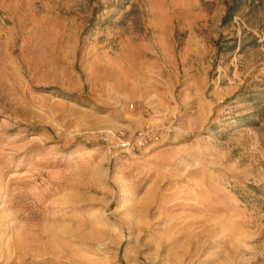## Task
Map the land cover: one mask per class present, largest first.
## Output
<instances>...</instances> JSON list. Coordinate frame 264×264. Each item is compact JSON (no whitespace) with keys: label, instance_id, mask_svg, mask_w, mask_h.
<instances>
[{"label":"rangeland","instance_id":"obj_1","mask_svg":"<svg viewBox=\"0 0 264 264\" xmlns=\"http://www.w3.org/2000/svg\"><path fill=\"white\" fill-rule=\"evenodd\" d=\"M228 2L0 0V264H264V0Z\"/></svg>","mask_w":264,"mask_h":264},{"label":"trees","instance_id":"obj_2","mask_svg":"<svg viewBox=\"0 0 264 264\" xmlns=\"http://www.w3.org/2000/svg\"><path fill=\"white\" fill-rule=\"evenodd\" d=\"M247 0H229V2L227 3L226 6V10H225V14L222 17V24L226 25L228 24L232 17L241 9V6L246 2ZM260 0H249L248 3L250 4H254L255 2H259ZM230 41L232 44H230L229 46H227L224 51L225 52H229L233 49H235L236 47V39L235 38H230ZM257 40H253L251 43H255ZM218 48L220 50H222L223 48L220 45V42H218ZM249 101H253L254 97L251 95L249 96Z\"/></svg>","mask_w":264,"mask_h":264},{"label":"built area","instance_id":"obj_3","mask_svg":"<svg viewBox=\"0 0 264 264\" xmlns=\"http://www.w3.org/2000/svg\"><path fill=\"white\" fill-rule=\"evenodd\" d=\"M147 135V132H140L139 134H138V137H137V140H136V142L138 143V144H142V143H144L143 141H145V136Z\"/></svg>","mask_w":264,"mask_h":264}]
</instances>
